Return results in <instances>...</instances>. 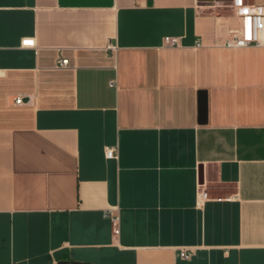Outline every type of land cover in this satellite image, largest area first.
<instances>
[{
  "label": "crops",
  "instance_id": "0c3cea01",
  "mask_svg": "<svg viewBox=\"0 0 264 264\" xmlns=\"http://www.w3.org/2000/svg\"><path fill=\"white\" fill-rule=\"evenodd\" d=\"M243 27L233 0H0V264H264Z\"/></svg>",
  "mask_w": 264,
  "mask_h": 264
},
{
  "label": "built area",
  "instance_id": "2783aa9c",
  "mask_svg": "<svg viewBox=\"0 0 264 264\" xmlns=\"http://www.w3.org/2000/svg\"><path fill=\"white\" fill-rule=\"evenodd\" d=\"M233 6L237 15L244 20V27L240 34L232 36L226 40V46L245 47L252 43L264 44V4L260 6H250L244 4L242 0H233ZM163 44L165 46L175 47L180 45V40L177 36L169 35L163 38ZM22 45L35 46V40L34 38H24L22 40ZM196 45L200 46L201 42L198 40ZM109 47L115 48V45L110 44ZM61 64L67 65L68 59H62ZM22 101L23 98L21 96L16 98V103H21ZM106 155L109 158L114 157V148H107ZM201 187L202 185L199 184V189ZM199 194L202 198L207 197V192L202 188L200 189ZM107 215L110 217L116 230L119 225V215L112 211V209L108 210ZM181 256L187 258L190 254L183 250L181 251Z\"/></svg>",
  "mask_w": 264,
  "mask_h": 264
},
{
  "label": "water",
  "instance_id": "95a60500",
  "mask_svg": "<svg viewBox=\"0 0 264 264\" xmlns=\"http://www.w3.org/2000/svg\"><path fill=\"white\" fill-rule=\"evenodd\" d=\"M202 109L204 110V112L206 111V107H207V102H206V98L204 97V99L202 100L201 103Z\"/></svg>",
  "mask_w": 264,
  "mask_h": 264
}]
</instances>
